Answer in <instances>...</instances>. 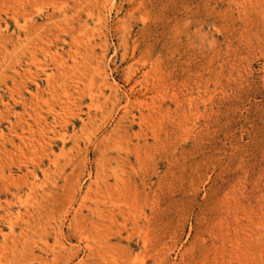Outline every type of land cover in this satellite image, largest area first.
I'll return each instance as SVG.
<instances>
[{
	"label": "rangeland",
	"instance_id": "obj_1",
	"mask_svg": "<svg viewBox=\"0 0 264 264\" xmlns=\"http://www.w3.org/2000/svg\"><path fill=\"white\" fill-rule=\"evenodd\" d=\"M0 264H264V0H0Z\"/></svg>",
	"mask_w": 264,
	"mask_h": 264
}]
</instances>
